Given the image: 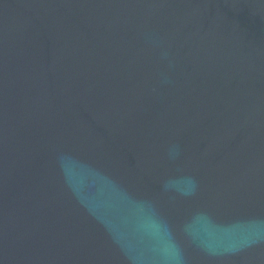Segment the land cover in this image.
I'll return each instance as SVG.
<instances>
[{"label": "water", "instance_id": "obj_1", "mask_svg": "<svg viewBox=\"0 0 264 264\" xmlns=\"http://www.w3.org/2000/svg\"><path fill=\"white\" fill-rule=\"evenodd\" d=\"M0 264H264V0H0Z\"/></svg>", "mask_w": 264, "mask_h": 264}]
</instances>
